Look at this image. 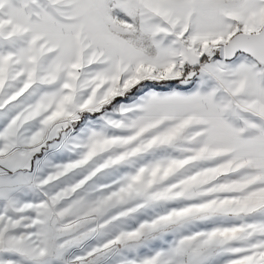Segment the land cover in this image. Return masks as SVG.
<instances>
[{
    "label": "snow or ice",
    "instance_id": "1",
    "mask_svg": "<svg viewBox=\"0 0 264 264\" xmlns=\"http://www.w3.org/2000/svg\"><path fill=\"white\" fill-rule=\"evenodd\" d=\"M0 264H264V0H0Z\"/></svg>",
    "mask_w": 264,
    "mask_h": 264
}]
</instances>
